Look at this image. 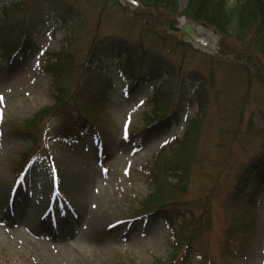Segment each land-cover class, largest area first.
<instances>
[{
    "label": "rangeland",
    "instance_id": "374dc122",
    "mask_svg": "<svg viewBox=\"0 0 264 264\" xmlns=\"http://www.w3.org/2000/svg\"><path fill=\"white\" fill-rule=\"evenodd\" d=\"M188 2L176 0L168 13L139 0H0V264L168 262L172 233L162 217L149 215L158 203L145 204L154 195L147 169L161 152L163 212L180 209L187 219L190 212L203 224L210 218L189 264H264V191L255 209L249 192L232 199L241 172L264 153V68L245 63L253 44L236 39L233 24L219 36L183 16ZM181 19L201 28L202 42L169 30ZM25 35L34 52L2 56L1 43L13 50ZM225 47L243 58L226 57ZM128 61L130 71L118 69ZM54 67L71 68L63 82L72 91L86 77L89 89L111 85L101 129L58 146L51 121L42 151L17 173L31 145L14 126L53 105ZM132 73L154 76L131 91ZM162 118L169 119L165 132L140 135ZM179 168L189 172L183 193L172 189ZM93 190L107 209L96 224L89 223ZM242 219L246 233L224 251L225 234Z\"/></svg>",
    "mask_w": 264,
    "mask_h": 264
},
{
    "label": "trees",
    "instance_id": "16d2710c",
    "mask_svg": "<svg viewBox=\"0 0 264 264\" xmlns=\"http://www.w3.org/2000/svg\"><path fill=\"white\" fill-rule=\"evenodd\" d=\"M228 1L189 0L186 9L183 11V16L191 22L205 25L207 28L215 31L219 36L225 35L227 27L233 24L230 32L236 35L235 38L244 41H247L249 38L253 44V55L250 58L246 56L245 63L250 68H254L255 71L261 70L264 68L261 63L264 60V0H234V3L231 5ZM139 2H147L152 8L160 7L168 13L170 11L176 12L177 9L176 0H139ZM155 22L157 21L155 20ZM162 22H157V25L161 26L163 24ZM0 38H3L1 32ZM2 47L7 48L3 43ZM34 49V44L25 35L18 44L13 46V50L11 48L9 49V53L16 52L25 54ZM224 50L226 57H231L233 60L239 57L243 58L238 56L235 51H230L227 47ZM94 54V50H92L87 62L91 61ZM70 69V67L68 69L54 67L51 70L55 85V91L52 96L53 105L39 111L30 120L22 123V125L14 126L16 129L14 130L15 135L28 140L31 145L30 149L20 154L19 167L27 164L29 159L37 155L41 150L40 138L46 133L47 126L51 121L55 123L51 132L52 138L60 145L68 146L79 143L89 129L100 131V125L103 122L102 113L107 105L110 89L104 86L89 89L86 87L87 79L89 78L86 77L82 85H79V87H76L72 91L69 85L63 82V72L67 73ZM92 72L94 71L88 68L85 71L86 75H84L87 76L90 74L88 77L93 78L94 73ZM153 76L152 74H149V76L145 74L135 79V82L136 84L139 81L146 83ZM167 118H162L158 123L148 125L140 132V135L146 137L152 131L153 133L165 132L168 129L167 121L169 119ZM161 157L160 155L155 163L147 170V179L154 195L151 196L150 202L145 203H158V211L149 212L142 208V213L149 212V215L159 218L162 217L168 228L174 233L173 242L171 243L173 256L168 262L158 261L157 264H189L188 258L190 253L195 252L193 249L194 244L198 243L202 234L211 229L210 218H207L206 224H203L199 218L194 219L190 212H188L189 219H187L184 213L180 212V209L169 213L163 212L164 208L168 207V204H163L162 201L164 193L161 191L163 190L164 180L160 181V176L156 174L157 166L160 165L158 161ZM174 172L178 174V176L174 177L175 185L178 188L172 186V189L175 192L183 193L188 186V169L179 168ZM239 177L232 199L234 202L242 200L249 192L251 196H254L251 202H249L250 206L255 209L257 205L256 197L260 189L264 186V153L248 165ZM207 204H209L208 201ZM176 207L180 208L177 205ZM138 214L140 215V212ZM191 217L193 220L192 223ZM243 220L240 221L241 226L239 225L237 228H234L232 233L225 234L224 251H230L231 247L235 245L236 239L246 233L247 228L243 227ZM182 229H185L187 234ZM179 231H183L185 234L184 238L181 235L179 236Z\"/></svg>",
    "mask_w": 264,
    "mask_h": 264
},
{
    "label": "bare ground",
    "instance_id": "6f19581e",
    "mask_svg": "<svg viewBox=\"0 0 264 264\" xmlns=\"http://www.w3.org/2000/svg\"><path fill=\"white\" fill-rule=\"evenodd\" d=\"M185 23V20L181 19L180 20V25H183ZM196 41L197 42H202L200 37H199V34L201 33V28H196ZM12 88V87H11ZM20 106L18 105H14V109L15 110H19ZM89 188L86 186L84 187V192H88ZM90 199H92V211L90 213V216H89V223L90 224H96L98 223V219L99 217H102L104 212L107 210L106 209V205H105V202L103 200V198L101 197V195H99L97 192H95V190H93V195L90 196ZM21 200V198L19 199ZM8 237H10L11 235H7ZM71 264H89L86 260L80 262V263H77V261H71L70 262Z\"/></svg>",
    "mask_w": 264,
    "mask_h": 264
},
{
    "label": "water",
    "instance_id": "95a60500",
    "mask_svg": "<svg viewBox=\"0 0 264 264\" xmlns=\"http://www.w3.org/2000/svg\"><path fill=\"white\" fill-rule=\"evenodd\" d=\"M171 31H180L186 34L192 41H195V28L191 25L182 26V28L174 27V23H171L170 28Z\"/></svg>",
    "mask_w": 264,
    "mask_h": 264
},
{
    "label": "snow or ice",
    "instance_id": "6c2138e0",
    "mask_svg": "<svg viewBox=\"0 0 264 264\" xmlns=\"http://www.w3.org/2000/svg\"><path fill=\"white\" fill-rule=\"evenodd\" d=\"M133 2L135 3V0H133ZM127 136V131H126V129H125V137Z\"/></svg>",
    "mask_w": 264,
    "mask_h": 264
}]
</instances>
